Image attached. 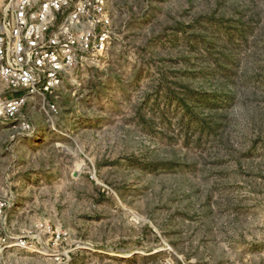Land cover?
<instances>
[{
    "label": "rangeland",
    "instance_id": "374dc122",
    "mask_svg": "<svg viewBox=\"0 0 264 264\" xmlns=\"http://www.w3.org/2000/svg\"><path fill=\"white\" fill-rule=\"evenodd\" d=\"M108 6L57 111L0 116V264H264V0Z\"/></svg>",
    "mask_w": 264,
    "mask_h": 264
},
{
    "label": "built area",
    "instance_id": "2783aa9c",
    "mask_svg": "<svg viewBox=\"0 0 264 264\" xmlns=\"http://www.w3.org/2000/svg\"><path fill=\"white\" fill-rule=\"evenodd\" d=\"M111 21L108 0H0V116L35 98L56 112L68 74L99 62Z\"/></svg>",
    "mask_w": 264,
    "mask_h": 264
}]
</instances>
